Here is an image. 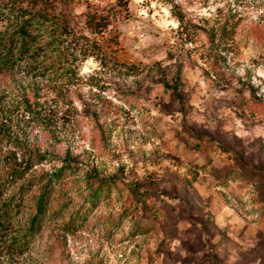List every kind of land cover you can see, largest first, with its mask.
<instances>
[{
	"label": "rangeland",
	"instance_id": "1",
	"mask_svg": "<svg viewBox=\"0 0 264 264\" xmlns=\"http://www.w3.org/2000/svg\"><path fill=\"white\" fill-rule=\"evenodd\" d=\"M30 10L70 32L0 72V264H264V0Z\"/></svg>",
	"mask_w": 264,
	"mask_h": 264
},
{
	"label": "trees",
	"instance_id": "2",
	"mask_svg": "<svg viewBox=\"0 0 264 264\" xmlns=\"http://www.w3.org/2000/svg\"><path fill=\"white\" fill-rule=\"evenodd\" d=\"M10 9L12 10V8ZM174 14L178 16L180 22H183L184 18L179 12L174 10ZM21 15L24 17L23 20L16 24L11 31L0 36V72L4 69L14 67L18 60L41 54L50 48L58 47L61 42L60 35L70 32L66 23L50 17L42 10L25 11ZM93 23L99 30L107 27L106 20L94 21ZM163 81L165 87L173 89L174 91L177 90L175 86H171L166 80ZM27 169V167H15L9 171L6 178L0 180V196L3 195V190L6 191V186L10 187L18 177L24 175ZM22 190H25L23 184L19 186L18 191ZM95 195L93 194L92 197ZM11 197H14V195ZM44 206V197L41 196L36 205L37 213L31 219V226L33 228L39 224ZM7 217L6 211L0 210V229L5 228L4 224H6Z\"/></svg>",
	"mask_w": 264,
	"mask_h": 264
}]
</instances>
